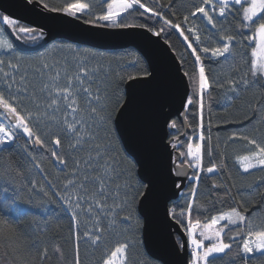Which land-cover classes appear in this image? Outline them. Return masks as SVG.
<instances>
[{
	"label": "snow or ice",
	"instance_id": "6c2138e0",
	"mask_svg": "<svg viewBox=\"0 0 264 264\" xmlns=\"http://www.w3.org/2000/svg\"><path fill=\"white\" fill-rule=\"evenodd\" d=\"M26 6L102 29L141 28L155 37L175 30L194 67L182 71L191 91L182 98L179 123L165 118L161 124L172 131L158 138L154 172L131 122L130 90L154 78L139 57L121 65L97 48L73 44L24 56L0 29V246L15 245L10 264H44L51 256L66 261L63 246L47 233L48 223L62 217L73 240L71 264H82L81 242L99 253L96 264H136L131 250L142 246L144 220L162 196L165 215L181 229L175 240L183 264H264V223L253 221L243 198L203 219L210 209L198 202L202 178L210 180V192L223 189L226 199L236 188L231 172L224 183L216 180L228 169V157L213 144L212 121L206 124L211 92L222 93L225 113L253 93L244 104L250 114L237 121L225 116L223 123L253 131L264 126V0H189L183 16L171 11L174 0H155L154 6L147 0H102L99 12L94 0H64L60 6L26 0ZM5 12L0 21L22 43L36 44L47 35ZM229 17L237 22L218 23ZM145 18L154 23L137 22ZM179 63L185 64L183 57ZM227 140L243 142L233 157L241 176L264 172V134L232 131ZM261 188L264 175L237 193Z\"/></svg>",
	"mask_w": 264,
	"mask_h": 264
},
{
	"label": "water",
	"instance_id": "95a60500",
	"mask_svg": "<svg viewBox=\"0 0 264 264\" xmlns=\"http://www.w3.org/2000/svg\"><path fill=\"white\" fill-rule=\"evenodd\" d=\"M4 9H7L4 14L33 28L43 27L47 34L36 44H24L12 33L10 27L3 25L4 33L18 51H39L55 39H63L99 50L133 47L145 58L149 71L154 72V78L130 90L133 100L131 122L136 133V143L144 149L155 172L160 151L158 138L168 132L167 128H161V124L165 118L178 119V112L183 111L182 98L185 92H189V83L187 78L182 77L179 60L163 36L155 37L141 28H96L60 13L26 6V0H0V11ZM163 195L171 193L165 190ZM163 204L162 196L149 209L141 232L142 243L146 253L160 263L183 264L185 257L178 252L175 240L181 229L165 215Z\"/></svg>",
	"mask_w": 264,
	"mask_h": 264
},
{
	"label": "trees",
	"instance_id": "16d2710c",
	"mask_svg": "<svg viewBox=\"0 0 264 264\" xmlns=\"http://www.w3.org/2000/svg\"><path fill=\"white\" fill-rule=\"evenodd\" d=\"M51 4L53 6H60L64 2V0H50ZM147 2L150 4V6L155 5V0H147ZM165 3H167V0H164ZM198 2V0H197ZM96 11L99 12L101 10V3L102 0H94ZM189 7V0H174V7L171 9V11H175L178 16H183L186 13V9ZM169 14L166 11V15ZM138 23L148 22V23H154L153 21H147V18L144 20L137 21ZM195 23H200L198 20L194 21ZM237 21L234 20L232 17H229L228 21H222L218 23H232L235 24ZM20 26H27L30 27L23 22H19ZM160 25L157 24L156 27H159ZM203 27V25H201ZM163 39L167 41V44L170 46L172 51L175 53L177 59L180 61V59L183 57L185 60V64L181 65L182 71H192L193 70V57H191L190 50H186V45L183 42L182 37L179 36L175 30H172L171 35L164 34L162 35ZM207 43L210 46H215L214 40H208ZM67 45L72 44L66 40L63 39H55L53 42L45 46L43 49L39 51L34 52H21L17 50V53L24 56H35L37 53L44 52L45 50H51L53 45ZM77 45V44H73ZM81 48L87 47L79 45ZM102 52L107 53L110 57L116 58L120 61L121 65H123L124 61H131L135 57H139L141 60V66L147 67V62L145 58L133 47H126L121 49H113V50H100ZM63 55V53H61ZM206 67H208L210 70L213 71V73L218 72L219 68L215 64L207 63ZM126 71L129 72H135L136 69L126 68ZM188 80V79H187ZM189 83V81H188ZM190 85H189V93H190ZM211 112L209 113L207 104L205 109V120L206 124L207 121L210 119L212 121V128H211V134L213 137V144L219 143V152H223L228 157V169L224 170L220 173L219 176L216 177V180L218 183H224L228 179V172H231L232 178L235 181L236 188L232 189V199H226L224 198V190L219 189L215 191H209L210 189V180L203 179L201 181L200 189L198 192V202L200 204L206 205L210 211L203 213L201 216V219L204 217H209L210 215L216 214L217 210H224L228 206L233 205L236 200H239L243 198L247 202V206L249 210L252 212V219L256 224H262L264 223V202H262V197L260 195V192H264V188H261L258 191H255L251 194L248 192H241L237 193V188H243L246 187L248 184L252 183L256 177H259L261 175H264V172L260 171H254L251 176L245 175L241 176L238 172L237 168L233 166V157L240 153L243 150V142L242 141H235L230 142L227 140V137L230 136L232 131H246L251 135H261L264 134V126L258 125L259 131H253L251 128L249 129H243L240 127L238 123L232 122V123H223V120L225 116H227V119L229 121H237L243 118L245 113H249V109L244 106L245 100L253 98V93H249L247 97H242L241 100H238L235 102V105L232 108L228 109V112L225 113L223 110L222 105V93L219 91L213 90L211 92ZM208 100V97L206 95V101ZM194 108H190L189 112H194ZM177 119V118H173ZM178 120V119H177ZM189 122L195 123L193 121V117L190 114L189 115ZM179 123V120H178ZM219 125V127H217ZM172 130L168 129V132L170 133ZM183 131V129H182ZM189 135H191V129L188 130ZM23 143V141H21ZM5 157H7V153L4 154ZM219 158V157H218ZM30 167V166H29ZM35 173V170L33 169V174ZM191 174V173H190ZM39 178L38 176L36 177ZM187 183V182H186ZM41 226H43V221H41ZM47 233L50 237L54 238V242L59 243L63 246L65 255L67 257V260L60 259L56 256H51V258L44 262V264H71L72 255H73V240L71 237V233L69 231V221L67 217H62L60 220H51L48 223L47 226ZM231 234V233H229ZM139 240L142 244V246L134 247L131 250L132 256L136 261V264H162L159 261L151 258L145 251L142 239H141V233L139 234ZM15 248V245H9V246H0V264H10L11 258H12V252ZM7 251L9 253L8 257H5L4 253ZM99 255V253L94 254L93 250L90 247H86L83 242H81L80 245V256L82 264H96V257ZM224 260H227V257H224ZM253 264H256V262H253Z\"/></svg>",
	"mask_w": 264,
	"mask_h": 264
},
{
	"label": "rangeland",
	"instance_id": "374dc122",
	"mask_svg": "<svg viewBox=\"0 0 264 264\" xmlns=\"http://www.w3.org/2000/svg\"><path fill=\"white\" fill-rule=\"evenodd\" d=\"M0 29H3V23H2V21H0ZM3 34H4L5 38L9 39L4 32H3ZM2 51L3 50H0V53H2Z\"/></svg>",
	"mask_w": 264,
	"mask_h": 264
}]
</instances>
